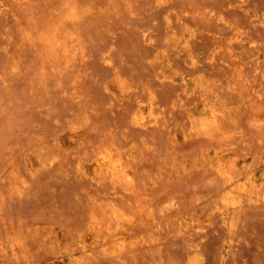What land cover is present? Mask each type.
I'll use <instances>...</instances> for the list:
<instances>
[{
    "label": "rangeland",
    "instance_id": "rangeland-1",
    "mask_svg": "<svg viewBox=\"0 0 264 264\" xmlns=\"http://www.w3.org/2000/svg\"><path fill=\"white\" fill-rule=\"evenodd\" d=\"M0 264H264V0H0Z\"/></svg>",
    "mask_w": 264,
    "mask_h": 264
},
{
    "label": "bare ground",
    "instance_id": "bare-ground-1",
    "mask_svg": "<svg viewBox=\"0 0 264 264\" xmlns=\"http://www.w3.org/2000/svg\"><path fill=\"white\" fill-rule=\"evenodd\" d=\"M216 118L214 117L210 122L208 121V125H212V124H215L216 122V120H215ZM218 121V120H217ZM203 123H201V125H202ZM204 125V124H203ZM209 128H211V127H209ZM206 130V129H205ZM207 131V130H206ZM98 166H99V168L101 169V170H105V172H106V170L108 171V173H110L112 176H117V173H118V164H117V162L112 158V157H107V158H105V159H103V160H101V161H99L98 162ZM97 166V167H98ZM225 168V167H224ZM220 169V168H219ZM226 169V168H225ZM225 169H223V170H225ZM219 171V170H218ZM229 171V170H228ZM224 172V171H223ZM107 173V172H106ZM107 173V174H108ZM110 175V176H111ZM230 175V174H229ZM225 176H227V173L225 174ZM231 177V176H230ZM114 179V178H113ZM227 181H228V179H227ZM229 182V181H228ZM231 182V181H230ZM230 182H229V184H230ZM226 184V183H225ZM98 223H100V222H98ZM106 243V242H105ZM104 243V244H105Z\"/></svg>",
    "mask_w": 264,
    "mask_h": 264
}]
</instances>
